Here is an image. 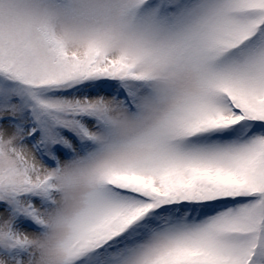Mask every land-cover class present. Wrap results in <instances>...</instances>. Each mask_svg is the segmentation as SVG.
Masks as SVG:
<instances>
[{
	"label": "snow or ice",
	"instance_id": "6c2138e0",
	"mask_svg": "<svg viewBox=\"0 0 264 264\" xmlns=\"http://www.w3.org/2000/svg\"><path fill=\"white\" fill-rule=\"evenodd\" d=\"M0 264H264V0H0Z\"/></svg>",
	"mask_w": 264,
	"mask_h": 264
}]
</instances>
